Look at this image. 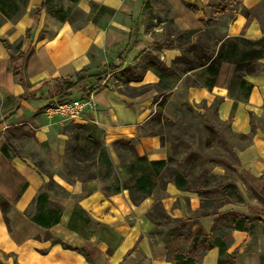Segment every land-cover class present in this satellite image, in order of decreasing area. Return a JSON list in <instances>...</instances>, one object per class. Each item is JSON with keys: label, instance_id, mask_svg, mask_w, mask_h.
<instances>
[{"label": "crops", "instance_id": "crops-1", "mask_svg": "<svg viewBox=\"0 0 264 264\" xmlns=\"http://www.w3.org/2000/svg\"><path fill=\"white\" fill-rule=\"evenodd\" d=\"M144 1L76 0L71 4L64 1V9H75L82 14L79 20L64 22L46 12H41L34 19L32 13L42 5L43 0H27L14 19H6L0 14V100H16L14 110L3 121L14 120L15 124H21L23 121L20 119L25 116L32 118L41 110L44 113V109L52 105L50 96L54 82L59 78H74L79 71L95 75L107 70L108 66H116L119 68L103 77L101 85L90 95L94 110H86L78 123L96 125L102 130L106 145L118 139L137 138L139 142L135 149L138 155L148 160L165 159L166 151L161 147L158 137L146 136L140 128L151 116L148 99L142 95H127L111 89L109 85L112 73L123 71L125 67L142 59L146 53L142 52V46L149 43L154 47L155 34L152 35L149 29L146 31L141 22ZM237 1L247 15L235 11L232 21L223 29L220 37L260 38L264 34V0ZM166 2L171 7L175 29L185 31L202 28V21L206 18L200 8L192 11L180 0ZM135 24L138 27L136 44L129 40L130 29H134ZM29 27L32 30L27 39L25 32ZM155 31L159 36L162 29ZM1 41L11 45L13 55L29 52L22 67V75L29 84L27 89L14 79L9 69L10 53ZM158 54L160 61L169 66L180 55V50L176 47L162 48ZM260 64L264 68V58ZM244 80L252 85L246 101L234 100L228 95V83L218 80H215L211 90L201 86L190 89V97L194 102L205 101L207 105L219 99L218 118L229 122L233 134L246 136L244 138L247 142L236 147L241 170L259 177L264 174V70L247 75ZM156 81L157 76L147 71L141 82H130L127 85L131 87ZM71 99L81 97L74 91L66 100ZM250 112L255 116L253 132ZM47 119L62 118L54 116ZM3 121L0 122V200L7 201L9 208L8 225L0 208V264H88L74 251L51 245L49 241L34 239L42 232V228L26 217L25 210L48 177L27 159L1 153L6 134V127L1 128ZM34 131L38 143H45L49 133L55 129L50 122L37 124ZM57 136L61 137V141L50 144L52 148H49L48 155L54 166L59 162L58 156L63 153L65 141L63 135ZM52 179L67 192L66 196L51 198L52 202L63 208L60 222L48 230L52 237L72 248L82 249L93 264H169L164 258L165 244H152L148 237L153 224L147 219L146 213L155 201L154 194L138 205H133L126 194L129 208L136 217L135 222L127 223L116 217L110 207V198L100 192L96 181L69 184L59 177ZM166 192L164 203L170 216L185 219V225L194 233L209 234L212 231V217L197 220L189 218V212L199 206L196 194L178 191L172 184L167 186ZM185 195L189 197L191 210L187 211L184 202L177 209L171 210V203ZM75 209L82 210L90 221L85 225L77 221V227L70 229L68 222ZM261 220L264 221V217ZM232 237L233 244L229 251L238 252L235 264H264V235L256 238V253L243 252L252 242L247 232L234 231ZM217 258L218 251L213 248L207 252L202 264H217Z\"/></svg>", "mask_w": 264, "mask_h": 264}, {"label": "trees", "instance_id": "trees-1", "mask_svg": "<svg viewBox=\"0 0 264 264\" xmlns=\"http://www.w3.org/2000/svg\"><path fill=\"white\" fill-rule=\"evenodd\" d=\"M75 3L76 0H43L42 5L34 10L32 16L37 19L41 12L52 15L60 22L69 19L70 8L64 9L63 2ZM27 0H0V14L6 19H14L19 15V11L25 6ZM162 9H166L165 0H157ZM149 0L143 2V8H147ZM192 11H198V7L193 4H186ZM205 14L203 8L201 9ZM210 19L202 21L203 28L194 30H173L169 26L162 27V32L158 39L154 38V49L147 51L145 55L134 65L123 69L126 84L130 82H141L147 71L153 72L158 82L161 84L179 74V76L199 71L198 78L202 84L197 85L195 81L188 83L190 87H204L211 90L218 76L219 65L229 63L233 66L232 84L236 82V89L242 92L241 96H234V100L246 101L252 85L244 80L247 75L256 74L262 68L260 61L264 58V34L258 39H248L241 36L217 37L208 31L211 25ZM204 28H206L204 30ZM31 27L26 29L25 37L28 39ZM148 29L146 28V31ZM138 27L130 29L129 40L137 43L136 36ZM3 47L10 53L9 69L16 82L24 89L29 87L28 82L22 75V67L27 59L28 53L19 52L11 54L12 47L5 41H1ZM178 48L180 55L176 57L169 66H166L159 59L158 51L162 48ZM119 67L108 66L102 73L90 75L85 71H79L73 77L59 78L55 80L53 93L50 96L52 105L60 103L70 98L71 93L77 91L81 99H89L92 92L98 88L103 77L115 71ZM166 87V83L164 82ZM146 87L132 88L128 90L140 94ZM56 102V103H54ZM156 110L150 118L143 123L140 128L144 130L146 136L160 137V133L155 130L162 117L163 101L153 100ZM220 101L213 102L208 108H213L217 113ZM206 107V109H208ZM252 132L255 130L253 123L255 116L249 113ZM218 123H225L218 120ZM211 127V126H209ZM103 134L102 130L94 124L73 125L68 134L65 150V160L71 163L68 175L76 176L82 183L96 181L98 189L106 197L127 191L128 197L133 205H138L152 194H156V199L151 208L147 211L146 217L153 224V233H164L167 236L165 243V261L169 264H202L207 252L213 248L218 251L217 264H235L236 250L229 251L233 244L232 234L234 231L247 232L253 222H264V174L255 177L250 173L241 170L240 177L246 180L253 191L252 199L256 203L250 204L236 186L233 178L229 177L224 182L218 183L220 190L218 198H205L200 200L199 208L194 212V218H206L217 216L220 226L213 229L209 234L202 232L194 233L186 225L185 219L170 216L162 205V200L167 197L166 185L172 184L178 191L192 192L196 195L203 194V190H191L189 181L175 168L171 167L167 160H148L145 156H140L136 152V145L139 140L118 139L111 143V147L116 155V164L110 157L107 146L103 141L96 138L95 134ZM233 134V133H232ZM246 137V136H242ZM3 155L18 156L15 146L11 143L8 134L4 136V144L1 148ZM236 157V156H235ZM236 160V158H235ZM230 166V164H228ZM66 182L70 178L64 177ZM205 187V186H204ZM67 192L57 185L52 176L48 175V180L36 193L31 204L26 208V217L40 228L42 232L35 236V240L40 242L49 241L51 245H59L64 250H71L80 254L88 264H93L92 260L82 249H75L61 240L52 237L48 230L60 222L63 208L52 202L51 198L65 196ZM226 205L244 206L245 211L227 210L221 212L220 209ZM0 208L6 225H8L7 212L9 204L5 200H0ZM190 218V217H189ZM77 221L82 225L89 223L90 219L80 209H75L68 222L70 229L77 227ZM163 227H167L164 231Z\"/></svg>", "mask_w": 264, "mask_h": 264}, {"label": "rangeland", "instance_id": "rangeland-1", "mask_svg": "<svg viewBox=\"0 0 264 264\" xmlns=\"http://www.w3.org/2000/svg\"><path fill=\"white\" fill-rule=\"evenodd\" d=\"M180 1L184 6H186V4H196L198 8H203L205 11L204 17L206 19L209 18L212 22L208 27V31L215 34L217 37L221 36L223 29L232 21L236 14L235 11L247 15V12L240 7L237 0ZM141 13L143 16L141 22L144 25V29L147 28L151 31L152 35L155 34V39L159 38L157 35L158 33L155 31L158 28L162 29V27L169 26L175 30L171 18V7L168 3L164 10L161 8L157 0H149L148 7L145 9L142 8ZM81 18L82 14L78 10H71L69 14L70 20H79ZM205 29L206 28H204V30ZM148 44L149 43H146L142 46V52L154 49L153 46ZM232 70L233 66L231 64L221 63L219 65L216 82L218 80L219 82L228 83V86H230L232 84ZM198 74L199 71H194L181 76L177 74L164 81L166 87L164 82L159 87L155 86L158 81L154 83L131 85V87L139 88L143 85L146 87L138 95L145 96L148 99L150 102L151 114L156 110V104L152 103L153 100L158 99V101H163L161 108V121L159 125L155 127V130L160 133L158 139L161 147L166 151L165 160H167L171 167L177 169L189 181L191 190L200 188V190L204 191L201 197L196 195L199 201V206L202 197L218 198L220 194V190L217 187L218 183L224 182L229 177L234 179L236 186L242 192L247 202L254 204L257 200L252 199L253 191L248 182L240 177L241 166L236 153V147L243 146L247 140L244 137L232 134L229 122L218 123V120L220 119L218 118L217 113L214 112L213 108H208L212 103L207 105L205 101L194 102L191 99L190 89H194L195 87L187 88L186 85L188 83L192 84L193 81H195V84L201 85L202 82L198 78ZM110 78L109 85L111 89L124 92L130 96L137 94L127 89L128 85L125 82L123 71L112 73ZM241 94L242 92H239L236 89V82L230 90H228V95L233 98L236 95L241 96ZM217 101H219V99H215L213 102ZM15 102L16 100H0V122L6 118L7 114L14 110L16 106ZM206 107L208 109H206ZM21 120L23 121L21 124H15V121L12 120L9 122L3 121V125H1V128L3 126L6 127L5 133L9 135L10 141L15 146L19 157L30 161L40 173L47 177L48 175L56 179L59 177L64 181V177H68L70 178V181L67 182L69 184H73L76 181L81 182L76 176L68 175L72 172L70 171V167L72 166L69 161L65 160V150L71 127L73 125L83 124L75 123L66 119L49 120L43 113V110L39 113H35V116L32 118L25 116L23 119H20V121ZM50 122L55 131L49 133L48 141L45 143H38L34 137V128L37 124L41 125ZM257 123L259 124V122ZM58 134L63 135L65 141L63 153L58 156L59 162L54 166L50 163L48 155L50 154L49 148H52L50 147V144L54 145L61 141V137L57 136ZM95 135L96 138L104 142L103 134L97 133ZM104 144L106 145L105 142ZM106 146L111 159L117 164L118 160L111 144ZM228 164H230V166ZM168 185L169 184L166 185V188ZM188 193L195 194L194 191ZM126 194L128 196L127 191H123L121 194L113 195L110 198V207L116 217L120 218L119 220L121 222L132 223L136 221V217L129 208L126 201ZM154 196L156 199V194H154ZM164 199L162 200V205L167 211ZM182 202H184L187 211H190L191 208L188 195L181 196L180 199H175V201L171 203L170 209H177ZM197 209H195V211ZM231 209L245 211L244 206L238 205H226L221 208L220 211L224 212ZM189 217L194 220L200 219L194 218V214H191L190 216V213ZM212 218L214 219L212 224L213 230L220 226V220L217 216H212ZM107 220L111 219L108 218ZM166 229L167 227L162 228L164 231ZM248 235L252 238V242L246 246L243 252L256 253L258 247L256 238L264 235V222H253L251 227H249ZM148 237L152 244H165L168 239L164 233H153V229L150 231Z\"/></svg>", "mask_w": 264, "mask_h": 264}, {"label": "built area", "instance_id": "built-area-1", "mask_svg": "<svg viewBox=\"0 0 264 264\" xmlns=\"http://www.w3.org/2000/svg\"><path fill=\"white\" fill-rule=\"evenodd\" d=\"M94 103L90 99H71L47 106L44 114L47 118L61 117L75 123L81 121L86 110H94Z\"/></svg>", "mask_w": 264, "mask_h": 264}]
</instances>
